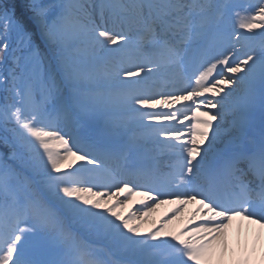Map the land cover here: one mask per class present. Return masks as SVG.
<instances>
[{
  "label": "snow or ice",
  "instance_id": "snow-or-ice-1",
  "mask_svg": "<svg viewBox=\"0 0 264 264\" xmlns=\"http://www.w3.org/2000/svg\"><path fill=\"white\" fill-rule=\"evenodd\" d=\"M0 84V264H264V0H0Z\"/></svg>",
  "mask_w": 264,
  "mask_h": 264
},
{
  "label": "bare ground",
  "instance_id": "bare-ground-1",
  "mask_svg": "<svg viewBox=\"0 0 264 264\" xmlns=\"http://www.w3.org/2000/svg\"><path fill=\"white\" fill-rule=\"evenodd\" d=\"M259 31V29L257 30ZM249 35H251V33H248ZM177 76V73L175 72H172V71H169L167 73V76L169 77H173V76ZM178 78V76H177ZM163 79L161 78V75H157V76H154L152 77L148 83L151 84V83H159V82H162ZM148 87L152 88L151 85H148ZM183 103V102H182ZM177 107H179V105H177ZM187 123V121L185 122ZM199 139V137H197ZM207 144V141L205 142V145ZM152 145H148V148H151ZM133 156L134 157H138V158H141L142 161L146 164H155V165H160V162L155 160L153 158V154L149 151H147V149H144L143 151H137L136 148H133V152H132ZM134 201H140L142 198L139 197V196H136L133 198ZM140 205L138 203H134V204H129L127 208L123 209V211L125 212V214L131 210V209H134V208H137L139 207ZM177 207V205L175 204H172V203H165V204H161L159 205L155 212H153L149 217H148V224L145 225L143 231L144 232H147L149 228H151L153 226V223H156L157 226H159V222L166 218L168 215H170L171 213V210L173 208ZM196 206L195 205H189L188 208L185 210V212L183 213V215L177 219V220H174L172 222V224L170 225V228L175 230V231H179V229L183 228L185 225L188 224V217H189V214L191 213V211L195 208ZM240 226V222L237 221V222H234L233 224V227L231 229V232H230V238H233L235 236V233L237 231V227ZM244 228H247V222H244ZM243 230H241L242 232ZM242 238V237H241Z\"/></svg>",
  "mask_w": 264,
  "mask_h": 264
},
{
  "label": "rangeland",
  "instance_id": "rangeland-1",
  "mask_svg": "<svg viewBox=\"0 0 264 264\" xmlns=\"http://www.w3.org/2000/svg\"><path fill=\"white\" fill-rule=\"evenodd\" d=\"M48 2H51V1H48ZM258 2H259V0H231L230 1L231 4H239V5H244V6H247L249 4L256 5ZM232 20H235L236 21L235 24H237L235 13L231 10H227V13H226L222 23H224L228 27V25L231 23ZM239 31H246V30H239ZM166 89H167V86L165 85V88L163 90H166ZM156 156L159 157V154H157ZM172 161H173V158H172ZM72 162H73L74 166H76V167H78L79 164L83 163L82 161H78L75 158H72ZM167 167H168V165H167Z\"/></svg>",
  "mask_w": 264,
  "mask_h": 264
},
{
  "label": "trees",
  "instance_id": "trees-1",
  "mask_svg": "<svg viewBox=\"0 0 264 264\" xmlns=\"http://www.w3.org/2000/svg\"><path fill=\"white\" fill-rule=\"evenodd\" d=\"M9 87H11L10 84H0V104L6 103V99H5L6 97H7L8 103L13 102L12 101V93L5 91V88H9ZM3 135H5V133H4L3 129L0 128V136H3ZM0 149L2 151H6V149H4L3 147H0Z\"/></svg>",
  "mask_w": 264,
  "mask_h": 264
}]
</instances>
